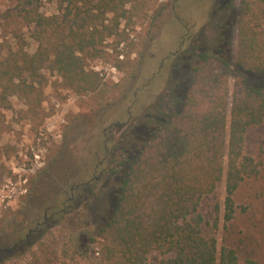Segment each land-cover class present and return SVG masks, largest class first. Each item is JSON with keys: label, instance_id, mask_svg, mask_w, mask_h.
<instances>
[{"label": "rangeland", "instance_id": "obj_1", "mask_svg": "<svg viewBox=\"0 0 264 264\" xmlns=\"http://www.w3.org/2000/svg\"><path fill=\"white\" fill-rule=\"evenodd\" d=\"M228 2L130 0L123 7L117 0L113 13L96 23L93 46L82 57L85 70L102 78L98 90L77 93L56 72L44 69L33 80L25 76L21 91L7 95V107L0 105V255L23 244L29 231L43 224L46 212L49 218L22 250L4 255L0 264H28L39 245L55 254L48 264H87L88 250H93L89 241L114 207L119 178L106 173L109 154L126 131L142 137L145 116L164 102L168 89L184 98L193 83L195 48L206 36L212 40L207 32L212 11ZM239 2L234 0L233 11L224 18L231 47L223 52L230 74L235 69ZM58 3L39 0V12L56 15ZM15 5L16 0H0V48L31 56L38 47L32 30L19 19H2ZM248 82L261 86L263 79L249 74ZM228 84L230 101L231 76ZM224 152L226 156L227 145ZM244 152L261 164V175L239 190L237 202L245 208L229 225L228 238L245 241L240 244L241 264L250 251L264 264V194L256 197L264 190V124L246 134ZM224 197L223 180L204 204L205 211L214 201L220 204L218 248L226 234ZM249 241L254 242L251 247Z\"/></svg>", "mask_w": 264, "mask_h": 264}, {"label": "trees", "instance_id": "obj_2", "mask_svg": "<svg viewBox=\"0 0 264 264\" xmlns=\"http://www.w3.org/2000/svg\"><path fill=\"white\" fill-rule=\"evenodd\" d=\"M116 1L59 0L57 14L46 17L39 0H16L2 19L25 22L38 47L31 56L0 48V105L6 108L7 97L21 91L25 76L33 80L44 69L56 72L77 93L98 90L102 78L85 70L82 57L93 46L96 23L113 13ZM118 1L123 7L130 2ZM233 3L215 5L207 26L212 40L206 36L195 48L193 83L184 98L168 89L164 102L145 116L142 137L126 131L109 154L106 173L119 178L114 207L89 241L93 250H88L87 264H241L245 241L230 242L228 227L245 208L237 202L239 190L261 175V164L244 152V143L249 130L264 124V0L239 2L230 74L223 52L231 47L224 18ZM249 74H259L262 85L250 84ZM230 76L234 91L229 101ZM223 180L226 234L218 248L220 204L212 202L207 211L204 204ZM263 194L262 189L256 197ZM261 235L263 241L264 230ZM253 244L249 241V247ZM52 257L50 248L39 245L28 264H48ZM243 261L258 264V257L250 251Z\"/></svg>", "mask_w": 264, "mask_h": 264}, {"label": "flooded vegetation", "instance_id": "obj_3", "mask_svg": "<svg viewBox=\"0 0 264 264\" xmlns=\"http://www.w3.org/2000/svg\"><path fill=\"white\" fill-rule=\"evenodd\" d=\"M87 185H88V184H86V186H87ZM64 212H65V211H63V213H64ZM48 218H49V217L47 216V212H46L45 215H44V222H43V224H39V223H37L36 226H35V228L32 229V230H30L29 233L26 235L23 244H20V245H17V244H16V245H14L13 248H11V249H6V250L2 251V252H1V255H0V261H1V259L3 258L4 255H6V254H11V253H13V252L16 251V250H22L23 246H24L25 244H28V242L30 241V239H31L36 233H40V232H41L40 227H42L43 225H46V224H47V219H48Z\"/></svg>", "mask_w": 264, "mask_h": 264}]
</instances>
